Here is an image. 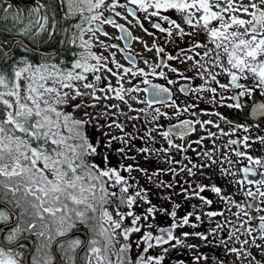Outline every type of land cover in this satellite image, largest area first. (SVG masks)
<instances>
[{"label": "snow or ice", "instance_id": "1", "mask_svg": "<svg viewBox=\"0 0 264 264\" xmlns=\"http://www.w3.org/2000/svg\"><path fill=\"white\" fill-rule=\"evenodd\" d=\"M170 250L264 264V0H0V264H167Z\"/></svg>", "mask_w": 264, "mask_h": 264}, {"label": "flooded vegetation", "instance_id": "2", "mask_svg": "<svg viewBox=\"0 0 264 264\" xmlns=\"http://www.w3.org/2000/svg\"><path fill=\"white\" fill-rule=\"evenodd\" d=\"M21 1H25V0H21ZM130 16V14H129ZM116 19L121 22V23H126L127 26L132 30L133 32V35H139V36H143L144 37V40L145 41H152L153 39H156L158 41V43L160 44H164V40H165V34L163 33H160L159 30H156V29H151V25L148 23V21H144V23L146 24V26H148L152 31H155L157 33V35L155 37L153 36H149L147 35L146 33H144L143 29H141L137 24L135 23H129L127 21H124L122 18L120 17H116ZM131 19V17H130ZM105 28L110 32L112 33V36L113 37H118L120 35V30L115 28L114 26H111V25H105ZM101 39H109L108 37H103L101 36ZM111 43H118L120 44L121 48H124L125 49V52H132L134 56H138L140 57V66H144L143 65V58H148L150 61L151 60H156L157 62H159V58L157 57L156 55V52H155V49L152 48L151 51H148L146 49H144V45L141 41H136V40H133L132 41V44H131V48L127 47V45L125 44V42L123 40H120V39H115V40H112L110 41ZM151 47V45H150ZM167 47V50L168 51H171L173 53V55H179V53H177L175 51L174 48H172L171 46H168L166 45ZM97 51H104L103 49L101 48H97L96 49ZM112 51H116L117 52V59H119L121 61V63H124V64H128L129 61L125 59V56H124V53H121L119 52L117 49L113 48ZM105 54H107V52H105ZM181 59H183V57H181ZM170 63H173V64H176L178 67H185V66H190L191 65V61H185L183 64H180L178 61H174V60H170L169 61ZM193 73L192 72H188V73H185V75H192ZM170 75H173V74H170ZM155 80H157L159 83H167L166 80H164V78H154ZM143 80V77H136L132 83H136V82H140ZM115 81H116V77L113 76V84H115ZM197 83L199 82V79H197L196 81ZM178 84L180 83H189L191 84L192 82L191 81H184V80H179L177 81ZM124 84H125V87H127L129 85V81L127 79H125L124 81ZM140 87L143 88V87H146V85H144L143 83H140ZM170 87H172L173 89V93L178 97L180 98L181 100L185 99V95L180 93L178 88L174 85H170ZM138 95L144 97L147 95V93L145 92H140L138 93ZM114 102H118V101H114ZM135 103V101H134ZM123 106V105H122ZM139 107H144V105H138ZM201 107H209V105H207L206 103L205 104H201L200 105ZM153 107H156V105H153ZM221 110H224V111H228L229 112V115L230 117L231 116H235L236 113L234 110H228V109H221ZM187 115L185 113H182L181 114V117L180 118H184V116ZM201 116H203V114H201ZM203 118H207L206 116H203ZM169 121L165 120V123H167ZM171 123H175V120L173 119L172 121H170ZM223 126V125H222ZM199 127V126H197ZM212 131H216V128L214 125H211V126H208ZM241 133H237L235 135H240ZM227 141V137H221L219 139H217V146H220L222 145V143L226 142ZM205 144L208 145L209 147H211L212 145L210 144L209 142V139H205ZM224 151H228L227 148H224L223 149ZM230 156H233V158L235 159V155L233 153H229ZM179 158V157H177ZM141 163H144L143 161H141ZM244 163H246V160L244 161ZM153 167H157V166H163L162 164H160L159 162H153ZM170 178V177H169ZM250 178H254V179H259L260 178V175L259 174H256L254 176H250ZM147 183V182H146ZM148 187H151L153 189V202L154 203H161L162 201H159L155 198V194L159 191V189L155 188L152 184L148 183L147 184ZM229 191L232 190V186H229L228 188ZM237 199H240L241 201H243L244 199H247L246 197L244 196H240L238 195L237 196ZM189 205L188 204H184L182 205L181 209L179 210L180 211V214H183L184 210L186 208H188ZM212 208H218V207H221V204L219 201H217L216 203H214L212 206ZM234 210V209H233ZM141 211H143V209H141ZM167 218H161L159 219L157 222L159 223H164L166 221ZM219 219V217L217 218ZM184 230H187V231H193V229L190 227V226H185L184 228L182 229H179L178 231H184ZM199 230V229H197ZM140 235V234H133V243L136 242V238L137 236ZM190 242H196L197 241V238L195 237H189L188 238ZM203 251H215V249H209V248H203L201 249ZM137 250L134 248L133 249V253L135 254ZM151 251V250H150ZM180 258H183L185 260H187L189 262V264H192V257H191V253L187 250H184V251H172L170 250V254H169V257H168V260H167V264H175V260L176 259H180Z\"/></svg>", "mask_w": 264, "mask_h": 264}, {"label": "trees", "instance_id": "3", "mask_svg": "<svg viewBox=\"0 0 264 264\" xmlns=\"http://www.w3.org/2000/svg\"><path fill=\"white\" fill-rule=\"evenodd\" d=\"M17 2H19V3H21L23 5L24 3L27 2V0H25V1L17 0Z\"/></svg>", "mask_w": 264, "mask_h": 264}]
</instances>
